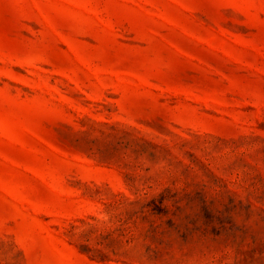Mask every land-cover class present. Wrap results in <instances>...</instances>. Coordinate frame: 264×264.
Returning <instances> with one entry per match:
<instances>
[{
  "label": "rangeland",
  "instance_id": "1",
  "mask_svg": "<svg viewBox=\"0 0 264 264\" xmlns=\"http://www.w3.org/2000/svg\"><path fill=\"white\" fill-rule=\"evenodd\" d=\"M0 264H264V0H0Z\"/></svg>",
  "mask_w": 264,
  "mask_h": 264
}]
</instances>
